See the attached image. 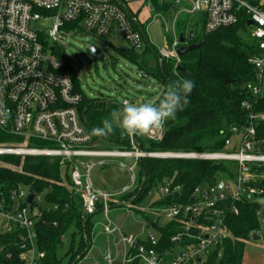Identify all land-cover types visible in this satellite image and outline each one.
Wrapping results in <instances>:
<instances>
[{
	"label": "built area",
	"instance_id": "1",
	"mask_svg": "<svg viewBox=\"0 0 264 264\" xmlns=\"http://www.w3.org/2000/svg\"><path fill=\"white\" fill-rule=\"evenodd\" d=\"M187 5L173 13L172 39L167 47L159 50L161 57L175 60L178 67L181 57L179 35L176 23L182 14H199L204 19L205 33L235 25L240 14L245 12L251 35L256 41L258 52L250 58L255 68V82L250 86L254 96H262L264 89V0H179ZM52 16L55 19L49 37L58 42L60 31L66 24H79L93 36L103 37L118 28L128 46L134 50L144 44V37L134 26V17L124 0H0V126L11 134L22 137L17 145L0 146V154L46 155L58 157L63 172L69 175V185L73 193L81 196L86 215L96 212L101 203L108 217L111 209L110 199L135 187L137 167L141 158L156 153H146L139 149L134 137H129L132 151L103 150L95 148L94 136L87 130L80 116L79 106L82 94L76 89L72 77L64 71L66 62L50 54L40 34L31 28L33 19ZM248 25V23H247ZM168 34L170 29L165 27ZM52 50L54 46L50 47ZM249 111V126L232 131L240 136L239 147L233 153H169L170 156L225 159L238 162L236 179L223 182V189L216 186H199L194 190L188 203H171L163 207H141L143 211L177 221L182 231L171 238L180 245L182 240L193 243L178 246L177 249L161 252L157 250L160 235L150 233L146 240L139 242L137 236H126L122 228L109 220L105 232L120 234L127 246L135 245L136 257L143 264H204L208 249L222 244L228 228L224 222L227 201L239 202L246 196L254 198L262 193L257 185H252L253 174L250 163H264V153L257 150L256 125L264 114L252 112V103L242 102ZM166 123L163 128L146 135L149 140L159 142L164 139ZM31 142H33L31 144ZM264 142V141H263ZM232 144V139L227 145ZM163 154V153H162ZM92 159L89 161L88 159ZM131 158L130 164L121 162L132 175V184L121 193H106L96 189L92 183L91 172L97 164H105L111 159ZM29 189L26 187L12 191L10 205L0 198V233L18 232L19 240L8 245L19 246L18 260L21 264H39L45 253L38 250L35 223L39 210L27 203ZM182 192L179 184L166 183L158 186L154 193L155 201ZM37 194L34 198V202ZM18 201L17 208L13 203ZM33 202V203H34ZM40 202V201H39ZM154 203V202H153ZM234 213L238 208L232 204ZM7 248L0 243V251ZM11 258L12 253L8 252ZM132 258L128 257L127 261Z\"/></svg>",
	"mask_w": 264,
	"mask_h": 264
},
{
	"label": "trees",
	"instance_id": "2",
	"mask_svg": "<svg viewBox=\"0 0 264 264\" xmlns=\"http://www.w3.org/2000/svg\"><path fill=\"white\" fill-rule=\"evenodd\" d=\"M148 1L152 2V11L163 16L176 10L178 4L176 0ZM184 15L176 23L177 34H183L188 44H203L181 57L179 66L183 67L182 70L175 66V60L161 57L159 50L150 42H145V49L141 52L130 47L119 50L147 77L157 80L161 94L170 83L180 79L191 80L195 85L189 95L190 103L177 113L175 119L166 122L164 139L155 142L137 135L134 137L136 144L146 153L236 152L240 136L232 128L243 131L250 123L249 111L242 107V102L250 101L253 113L264 114V95L254 96L250 90L256 75L250 58L258 50L247 25L249 16L242 12L235 25L206 34L204 26L199 27V21L193 20L191 15ZM131 16L134 17L135 28L140 31L132 11ZM200 21L204 22L203 17ZM66 26L84 31L79 24L68 23ZM190 32L194 33L193 40L189 39ZM67 69L65 64L64 71L68 73ZM74 83L79 91L77 81ZM82 97L80 116L92 134L94 128L103 126L102 121L108 118L111 107L119 106L107 100L95 101ZM256 130L259 141L256 148L264 153V119L257 121ZM121 131L116 127L114 134L107 137L93 135L94 140L103 138L116 142L119 149H132L129 136L121 135ZM229 139H232L231 145H227ZM22 141V137L0 126V146ZM0 162L4 163L0 164V198L11 205L12 191L23 187L37 194L38 199L31 206L39 210L35 223L36 241L38 250L45 253L39 264H72L86 251L87 244H91L92 216L100 213L102 205L99 204L92 215L84 213L82 198L71 191L69 175L63 172L58 157L0 154ZM250 167L252 185H257L262 193L252 199L246 196L239 202H226L228 209L224 222L228 228L227 235L221 245L208 249L204 264H245L246 242L262 231L259 216L264 209V163H250ZM237 170L238 162L235 160L146 156L138 162L135 187L121 194L120 204L111 203V208L138 207L151 197L149 194L154 189L168 182L181 185L182 192L155 201L152 206L188 203L196 187L231 182L236 179ZM232 204L238 208V213L233 212ZM141 215L149 227L155 226L158 230L160 242L157 250L160 253L193 243L185 238L180 245L171 242V238L182 231V225L177 221H169L161 226L152 212L141 211ZM18 240V232L0 233V243L7 247L0 251V264H21L18 260L21 252L19 246L8 245ZM66 243L68 246L65 250ZM8 252L12 253L11 258L7 257ZM136 252L135 246L130 247L129 257L132 259L125 264H143L135 256Z\"/></svg>",
	"mask_w": 264,
	"mask_h": 264
},
{
	"label": "rangeland",
	"instance_id": "3",
	"mask_svg": "<svg viewBox=\"0 0 264 264\" xmlns=\"http://www.w3.org/2000/svg\"><path fill=\"white\" fill-rule=\"evenodd\" d=\"M134 2H136L134 8L140 9L139 17L144 24V32L151 45L157 50L167 47V43L171 41L173 36V33H171L174 21L173 12L163 16L162 13L156 14L152 11L150 8L152 7L151 1L134 0L133 3ZM183 5L187 4L183 2L176 5V10ZM182 15L185 16L184 14ZM148 16L149 18H147ZM201 18L202 17L199 14L193 15V20L200 22V28L204 26V22L200 21ZM54 23L55 19L52 16L42 17L40 19H33L31 21V28L40 34L42 41H47L46 47L50 54L56 55L66 62L68 74L72 77L74 82L77 81L79 92L85 99L95 101L107 100L116 104L123 103L124 101L140 104L143 102L155 101L159 96L161 91L157 80L152 77H147L139 70L137 65L129 61L119 51L122 48L129 46L122 34L119 33L117 27L113 29L114 32L111 34L103 37H96L85 31L78 30L77 28L65 26L60 31V40L54 42L49 37V32L53 28ZM165 27L170 29L168 35L166 34ZM51 46H54L56 49L52 50L50 48ZM91 46L95 47L94 52L90 50ZM145 46L146 43L144 41L143 46L138 49V51H143ZM121 110L122 108L120 107L112 106L108 118H111V113L113 111ZM95 142V148L103 150H119L117 144L112 143L110 140L98 138ZM17 144L20 143H13L10 145ZM6 146L9 145H5L4 147ZM132 150L133 147L127 151ZM108 162V167L102 168L101 166H96L92 170L91 176L94 179V184L106 190H122L125 185L131 183L132 175L127 167L121 165V162L130 164L132 159L117 158L111 159ZM0 164L4 165L2 162H0ZM11 167L14 168V166ZM154 190L152 191L153 193ZM120 195L112 197L110 199V204H120ZM151 199H157V195L152 194V196L144 201L142 205L147 208ZM17 205L18 201L16 200L13 203L14 209L17 208ZM142 205L138 207H118L109 212V217L112 221L122 227L126 236L141 235V238H143L142 240H146L150 233L157 236L159 232L155 227H146L145 222L140 217V212L143 211L141 209V207H143ZM145 212L149 213L148 210ZM155 217L158 219L156 215ZM259 220L264 228V209L259 216ZM95 222H100L97 226V231H102L104 229L103 225L108 222L104 211L95 214ZM168 222V219L165 217L159 219V225L161 226ZM263 228L259 234L261 236L259 240H255L251 237V239L246 242L244 253L245 264H264ZM119 235L120 234L111 236V240L115 246H121V235ZM105 237L98 238H100V240H105ZM67 246L68 243L65 245V250L67 249ZM122 248H124L123 245ZM122 258L123 257L117 256L112 259L110 264H123ZM65 261H67V259H65Z\"/></svg>",
	"mask_w": 264,
	"mask_h": 264
},
{
	"label": "clouds",
	"instance_id": "4",
	"mask_svg": "<svg viewBox=\"0 0 264 264\" xmlns=\"http://www.w3.org/2000/svg\"><path fill=\"white\" fill-rule=\"evenodd\" d=\"M194 87L193 81L180 79L170 83L155 101L140 104L125 102L122 110L113 111L110 119L102 121V127L92 130V135L107 137L115 133L116 127L122 130L121 135L129 137L149 135L163 128L168 120L175 119L177 113L186 108Z\"/></svg>",
	"mask_w": 264,
	"mask_h": 264
},
{
	"label": "crops",
	"instance_id": "5",
	"mask_svg": "<svg viewBox=\"0 0 264 264\" xmlns=\"http://www.w3.org/2000/svg\"><path fill=\"white\" fill-rule=\"evenodd\" d=\"M133 1L134 0H124V2L128 5V7L130 8V10L132 11V13H134L135 15H136V17H135V19H137L138 20V22L141 24V26L142 25H144L143 24V22H141V20H140V17H139V15H140V12H139V8H134L135 7V4H136V2H134L133 3ZM139 1H144V0H139ZM177 1V3L178 4H181L180 3V1L179 0H176ZM177 4V5H178ZM149 7H150V5H149ZM151 9H152V7H150ZM150 9V10H151ZM176 10H174L173 11V13L175 12ZM147 18H149V16L147 17ZM143 27V26H142ZM112 32H114V31H112ZM111 32V33H112ZM110 33V34H111ZM119 33H120V31H119ZM144 41H145V39H144ZM146 42V41H145ZM150 42V41H149ZM159 87H160V85H159ZM160 91H161V87H160ZM263 93H264V89H263ZM160 94H161V92H160ZM159 94V95H160ZM121 108V107H120ZM100 139V138H99ZM103 139V138H102ZM96 140H98V139H96ZM95 140V141H96ZM128 141L130 142V138H128ZM96 143V142H95ZM112 143H114V144H117L116 142H112ZM131 143V142H130ZM118 146V145H117ZM132 146V145H131ZM119 147V146H118ZM115 150H118V149H115ZM119 150H122V149H119ZM89 161H91L92 159L90 158V159H88ZM108 165H109V162H107V163H105V164H97L96 166H101L102 168H104V167H108ZM95 166V167H96ZM94 169V168H93ZM91 174H92V172H91ZM91 179H92V183H93V185H94V187L96 188V189H98V190H100V191H103V192H106V193H121V192H123L124 190H126L131 184H132V181H131V183L129 184V185H125L124 187H123V189L122 190H106V189H103V188H101V187H98V186H96L95 184H94V179L92 178V176H91ZM134 188V187H133ZM132 188V189H133ZM153 202H155V200L154 199H151V201L149 202V204L147 205V206H150V205H152L153 204ZM101 204V203H100ZM143 207H144V205H142ZM118 207H115V208H111L110 210H109V212L111 211V210H113V209H117ZM135 208V207H134ZM103 211V209L100 211V212H102ZM105 216H106V214H105ZM140 217H141V219L145 222V224H146V227H149L148 225H147V222L144 220V218H143V216L141 215V212H140ZM106 218H107V220H108V222H109V220H111L110 219V217H109V213H108V217L106 216ZM112 221V220H111ZM95 216L93 215L92 216V223H93V226H92V232H91V244H90V248H89V250L86 252V254H85V256H84V258H82L77 264H110L111 263V261H112V259H114L115 257H117V256H119V257H123L122 259V261H123V264H125L126 262H128L127 261V259H128V257H129V251H130V247H127L122 241L120 242V245L121 246H119V245H116L115 246V244L112 242V240H111V236H116L117 234H114V235H110V234H108V233H106L105 232V225L108 223H106V224H104L103 225V230L102 231H100V232H98L97 231V226L100 224V222H95ZM112 222H114V221H112ZM114 223H116V222H114ZM95 224V225H94ZM117 224V223H116ZM118 225V224H117ZM120 226V225H119ZM121 227V226H120ZM152 227H155V226H152ZM122 228V227H121ZM122 231H123V233L124 234H126L125 232H124V230L122 229ZM260 234V233H259ZM258 234V235H259ZM102 237H101V236ZM106 236V237H105ZM120 236V235H119ZM98 237H100V238H106L105 240H100V238H98ZM137 237L138 238H140V239H143V238H141V235H137ZM121 240V239H120ZM122 245L124 246V248H122Z\"/></svg>",
	"mask_w": 264,
	"mask_h": 264
},
{
	"label": "water",
	"instance_id": "6",
	"mask_svg": "<svg viewBox=\"0 0 264 264\" xmlns=\"http://www.w3.org/2000/svg\"><path fill=\"white\" fill-rule=\"evenodd\" d=\"M136 23L138 24V26H139V30L141 31V33H142V35H143V37H144L146 43H148V42H149V39H148L147 35L145 34L143 27H142L141 24L138 22V20H136ZM252 23H253L252 21H249V22H248V26L252 25ZM193 38H194V33H193V32H190V34H189V39H190V40H193ZM179 42H180V47H179V49L177 50V54H178V56H180V57H182V56L185 55L186 53H188V52H190V51H192V50H194V49H196V48H200V47L202 46V44H203L202 42H199V43H194V42H193V43L188 44V43L186 42V40H185V36H184L183 34H180V35H179ZM93 49H94V51H95V47H94V46H91V47H90V50L92 51ZM178 69L182 70L183 67H182V66H178ZM125 102H128V101H124L123 103H119V104H117V105H118L119 107L123 108V105H124ZM139 149H140V148H139ZM168 154H169V153H163V154H162V153H156V154H154V155H150V156H154V157H176V156H170V155H168ZM223 185H224L223 182H220V183H219V189H220V190L223 189ZM35 196H36V192L33 191V190H30V191H29V194H28V198H27V203H28L29 205H32V204H33ZM252 238L255 239V240H259V239L261 238V236L258 235V234H254V235L252 236ZM134 246H135V245H134ZM89 248H90V244H87L86 251L83 252L81 255H79V256L77 257V259H76L72 264H76V263L78 262V260L81 259V258L83 257V255L89 250Z\"/></svg>",
	"mask_w": 264,
	"mask_h": 264
}]
</instances>
